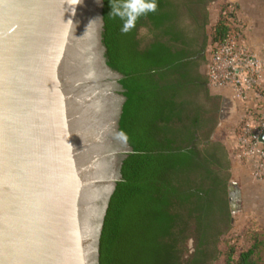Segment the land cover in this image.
Here are the masks:
<instances>
[{"label":"water","instance_id":"water-1","mask_svg":"<svg viewBox=\"0 0 264 264\" xmlns=\"http://www.w3.org/2000/svg\"><path fill=\"white\" fill-rule=\"evenodd\" d=\"M103 4L0 0V264H100L133 151L119 130L126 98L105 57Z\"/></svg>","mask_w":264,"mask_h":264},{"label":"trees","instance_id":"trees-1","mask_svg":"<svg viewBox=\"0 0 264 264\" xmlns=\"http://www.w3.org/2000/svg\"><path fill=\"white\" fill-rule=\"evenodd\" d=\"M203 1L157 0L155 13L139 17L122 34V22L109 16L110 0H103L105 57L123 75L126 98L119 130L133 151L123 161L106 212L100 264H214L220 254V236L229 224L217 231L210 221L228 210L230 161L224 146L211 139L216 98L208 91L202 98L192 95L183 81H175V60L181 62L183 51L177 52L168 35L176 19L196 20L194 5ZM228 7L234 9L229 3L219 7L204 47L240 32ZM203 17L205 28L207 11ZM191 237L193 251L185 256ZM234 252L229 248L225 264H257L250 250L236 258Z\"/></svg>","mask_w":264,"mask_h":264},{"label":"built area","instance_id":"built-area-1","mask_svg":"<svg viewBox=\"0 0 264 264\" xmlns=\"http://www.w3.org/2000/svg\"><path fill=\"white\" fill-rule=\"evenodd\" d=\"M206 50L209 88L224 90L237 104L233 151L251 163L254 180L264 181V51L254 53L241 31L223 41H209Z\"/></svg>","mask_w":264,"mask_h":264},{"label":"rangeland","instance_id":"rangeland-1","mask_svg":"<svg viewBox=\"0 0 264 264\" xmlns=\"http://www.w3.org/2000/svg\"><path fill=\"white\" fill-rule=\"evenodd\" d=\"M223 3H229V1L214 0L207 5L208 23L206 29L209 36L211 26L217 19L219 7ZM237 11L240 14L242 13V9L239 7ZM235 14L234 12L236 20L239 17ZM241 19L242 17L239 18L240 21ZM140 35L146 36L147 31L141 29ZM244 41H247L246 38H244ZM257 43H260L259 40ZM204 57L206 64L209 61V56L205 53ZM209 91L211 96L216 98L215 104L219 109V113L217 112L215 116L217 123L211 139L220 142L224 146L230 161L229 181L235 185V190L238 193L232 214L233 222L225 233L220 236L218 244L220 254L214 264H225L229 248H234L233 258L250 250L251 256L257 264H264V181L254 180L251 174V163L245 159H238L233 151L234 137L232 130L237 119V104L230 99L224 90L210 89Z\"/></svg>","mask_w":264,"mask_h":264},{"label":"flooded vegetation","instance_id":"flooded-vegetation-1","mask_svg":"<svg viewBox=\"0 0 264 264\" xmlns=\"http://www.w3.org/2000/svg\"><path fill=\"white\" fill-rule=\"evenodd\" d=\"M212 1L214 0H204L203 2H198V4H195L194 9L196 20L193 21L187 17H180L169 26L168 32V35L174 39L173 44L177 46V52L183 51V54L178 56L180 58L179 61L183 63H179L177 60H175V63H178L177 70L179 73L175 81L179 78L181 81H183V87L187 88L188 92H191L192 95L195 94L197 97L201 98L206 94L207 91L211 96L209 91L210 88L207 82L204 57L206 51V47H204V40L205 36L208 35V32L206 26L205 28L202 27V23L204 18L203 15L206 14L207 11V5ZM229 184H227L228 210H225V213L222 212L220 214H215L212 222L210 221V225L214 229H217V231L226 229V224L228 223L230 226L233 222L232 214L234 211V206L237 202L238 193H230L231 188L234 187H230ZM230 197L233 198L232 201H230ZM185 246L187 248V253L185 256H188V254L192 253L193 251L194 241L192 237L186 241Z\"/></svg>","mask_w":264,"mask_h":264},{"label":"crops","instance_id":"crops-1","mask_svg":"<svg viewBox=\"0 0 264 264\" xmlns=\"http://www.w3.org/2000/svg\"><path fill=\"white\" fill-rule=\"evenodd\" d=\"M234 6L239 30L254 53L264 51V0H228ZM242 9L240 14L237 9ZM244 27H243V25ZM260 27V28H259ZM261 43H257V41ZM261 40V41H260ZM260 45V46H258Z\"/></svg>","mask_w":264,"mask_h":264},{"label":"clouds","instance_id":"clouds-1","mask_svg":"<svg viewBox=\"0 0 264 264\" xmlns=\"http://www.w3.org/2000/svg\"><path fill=\"white\" fill-rule=\"evenodd\" d=\"M97 3H100V0H97ZM110 7L109 16L119 18L122 22L121 33L128 34L135 28L139 17L158 10V3L157 0H110Z\"/></svg>","mask_w":264,"mask_h":264}]
</instances>
